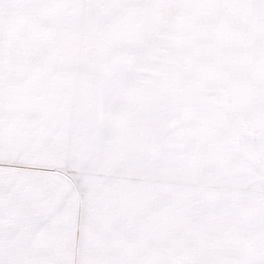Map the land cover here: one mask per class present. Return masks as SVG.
Segmentation results:
<instances>
[{"label": "snow or ice", "instance_id": "obj_1", "mask_svg": "<svg viewBox=\"0 0 264 264\" xmlns=\"http://www.w3.org/2000/svg\"><path fill=\"white\" fill-rule=\"evenodd\" d=\"M0 264H264V0H0Z\"/></svg>", "mask_w": 264, "mask_h": 264}]
</instances>
